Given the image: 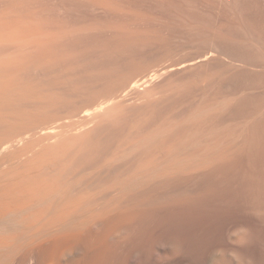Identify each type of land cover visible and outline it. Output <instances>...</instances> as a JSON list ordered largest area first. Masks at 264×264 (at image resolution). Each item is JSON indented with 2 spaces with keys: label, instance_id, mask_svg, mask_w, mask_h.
Returning a JSON list of instances; mask_svg holds the SVG:
<instances>
[{
  "label": "rangeland",
  "instance_id": "obj_1",
  "mask_svg": "<svg viewBox=\"0 0 264 264\" xmlns=\"http://www.w3.org/2000/svg\"><path fill=\"white\" fill-rule=\"evenodd\" d=\"M8 87L44 118L117 93L112 123L202 132L217 147L209 172L146 196H184L196 210L178 214L181 234L223 250L225 264H264V0H0V92Z\"/></svg>",
  "mask_w": 264,
  "mask_h": 264
},
{
  "label": "bare ground",
  "instance_id": "obj_2",
  "mask_svg": "<svg viewBox=\"0 0 264 264\" xmlns=\"http://www.w3.org/2000/svg\"><path fill=\"white\" fill-rule=\"evenodd\" d=\"M6 90L5 95L0 92V264H220L227 260L223 250L216 254L215 247L203 243L196 232L181 234L178 214L187 210L194 217L196 209L180 201L192 190L183 192L179 201L173 196L171 203L156 204L147 198L150 188L178 185L183 175L192 181L199 168L210 170L217 159L211 157L216 145L199 138L202 132L191 129L183 135L185 129L175 124L112 123L113 113L117 108L120 112L122 94L90 93L74 102L71 110L50 112L51 116L45 111V119L42 113L38 116L42 107L36 109L38 115L29 113L30 108L17 107L23 99L17 103V95L15 99L13 91ZM100 132L111 136L112 142L104 144ZM175 133L182 136L173 137Z\"/></svg>",
  "mask_w": 264,
  "mask_h": 264
}]
</instances>
